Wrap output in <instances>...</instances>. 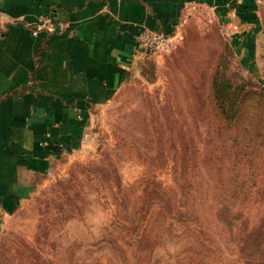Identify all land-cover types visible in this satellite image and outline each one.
Here are the masks:
<instances>
[{"label":"rangeland","instance_id":"obj_1","mask_svg":"<svg viewBox=\"0 0 264 264\" xmlns=\"http://www.w3.org/2000/svg\"><path fill=\"white\" fill-rule=\"evenodd\" d=\"M242 46L210 9L91 106L0 226V264H264V4Z\"/></svg>","mask_w":264,"mask_h":264},{"label":"crops","instance_id":"obj_2","mask_svg":"<svg viewBox=\"0 0 264 264\" xmlns=\"http://www.w3.org/2000/svg\"><path fill=\"white\" fill-rule=\"evenodd\" d=\"M190 2L242 46L256 34L253 0H0V226L81 142L89 108L132 77L138 27L172 33ZM46 12L58 14L55 31L34 35Z\"/></svg>","mask_w":264,"mask_h":264},{"label":"built area","instance_id":"obj_3","mask_svg":"<svg viewBox=\"0 0 264 264\" xmlns=\"http://www.w3.org/2000/svg\"><path fill=\"white\" fill-rule=\"evenodd\" d=\"M255 6H262L264 0H253ZM210 9V7L203 3L190 2L187 3L181 12V19L178 26L174 29L172 33H164L148 28L144 25L138 27L136 33L137 42V57L143 56L146 53H157L169 51L175 42L177 31L180 27V23L196 9ZM213 14V13H212ZM214 16V14H213ZM59 18L58 14L54 12L41 13L37 16L36 21L31 26V31L34 35L38 34L40 31H45L51 33L55 31L56 24H58Z\"/></svg>","mask_w":264,"mask_h":264},{"label":"water","instance_id":"obj_4","mask_svg":"<svg viewBox=\"0 0 264 264\" xmlns=\"http://www.w3.org/2000/svg\"><path fill=\"white\" fill-rule=\"evenodd\" d=\"M138 58V57H137Z\"/></svg>","mask_w":264,"mask_h":264}]
</instances>
